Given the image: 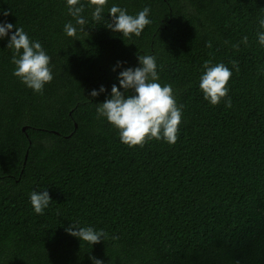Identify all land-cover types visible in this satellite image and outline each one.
Wrapping results in <instances>:
<instances>
[{
  "label": "trees",
  "instance_id": "trees-1",
  "mask_svg": "<svg viewBox=\"0 0 264 264\" xmlns=\"http://www.w3.org/2000/svg\"><path fill=\"white\" fill-rule=\"evenodd\" d=\"M80 3L86 33L75 40L66 0H0V21L38 41L53 73L35 93L0 39V264H264V0H108L99 22ZM113 5L133 16L150 7L151 23L140 37L114 33ZM138 55L156 58L158 82L184 106L174 145L129 148L96 118ZM206 60L232 71L230 108L204 100ZM45 189L52 201L39 215L30 193ZM72 223L110 238L91 246L65 231Z\"/></svg>",
  "mask_w": 264,
  "mask_h": 264
},
{
  "label": "clouds",
  "instance_id": "clouds-1",
  "mask_svg": "<svg viewBox=\"0 0 264 264\" xmlns=\"http://www.w3.org/2000/svg\"><path fill=\"white\" fill-rule=\"evenodd\" d=\"M108 0H88V8L93 9L92 20L99 22ZM68 14L73 17L64 25V32L68 37L76 38L78 32H85L87 20L82 15L85 6L80 0H66ZM150 7H144L137 15H129L127 10L113 5L109 10L111 22L107 28L114 33H122L125 38L140 37L142 31L151 23L148 18ZM7 17L9 12L3 11ZM15 28V31L13 29ZM257 42L264 47V18L259 19V30L256 33ZM8 37L7 48L12 50L11 63L15 65L13 75L20 79L28 88L42 95L46 84L53 80L50 56L38 41L29 39L22 27L0 21V39ZM80 40V39H79ZM225 44L228 41L224 42ZM240 44L248 46V37L245 36L239 43L232 47L239 51ZM207 47L211 48L209 42ZM139 65L135 68H124L117 76L119 86L113 84L110 98H106L96 108V118L105 119L119 134L121 143L129 148L137 146L143 148L151 140H164L170 146L178 139L179 125L182 120L183 105H177L172 85L161 86L157 71L156 58L151 55H138ZM122 61H117L113 71L121 68ZM232 67L239 73L238 61H231ZM204 73L200 77L199 88L204 100L216 106L223 100L226 108L232 106L231 97L228 96V83L232 77V71L224 63L213 64L212 60H206L203 64ZM121 89L124 91L122 92ZM129 90H134V95L125 96ZM106 89L102 85L99 90H92L90 95L97 97ZM52 198L47 189L32 191L30 203L36 214L43 215ZM65 231L78 238L81 242L95 245L109 239V234L103 229L96 230L93 227H81L71 224ZM111 239H118L112 236ZM92 264H104L103 260L90 256Z\"/></svg>",
  "mask_w": 264,
  "mask_h": 264
},
{
  "label": "water",
  "instance_id": "water-1",
  "mask_svg": "<svg viewBox=\"0 0 264 264\" xmlns=\"http://www.w3.org/2000/svg\"><path fill=\"white\" fill-rule=\"evenodd\" d=\"M23 129H24V127H23Z\"/></svg>",
  "mask_w": 264,
  "mask_h": 264
}]
</instances>
